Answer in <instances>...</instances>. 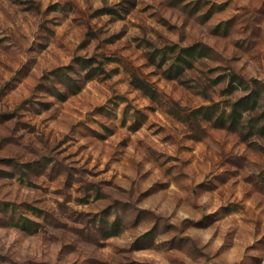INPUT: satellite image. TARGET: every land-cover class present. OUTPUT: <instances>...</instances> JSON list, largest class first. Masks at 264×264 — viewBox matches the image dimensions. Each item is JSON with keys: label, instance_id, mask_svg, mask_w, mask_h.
<instances>
[{"label": "clouds", "instance_id": "9594fccd", "mask_svg": "<svg viewBox=\"0 0 264 264\" xmlns=\"http://www.w3.org/2000/svg\"><path fill=\"white\" fill-rule=\"evenodd\" d=\"M0 264H264V0H0Z\"/></svg>", "mask_w": 264, "mask_h": 264}]
</instances>
